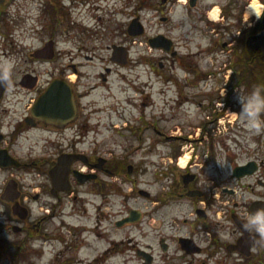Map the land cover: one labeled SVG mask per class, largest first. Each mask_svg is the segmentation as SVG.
Instances as JSON below:
<instances>
[{
  "label": "flooded vegetation",
  "instance_id": "obj_1",
  "mask_svg": "<svg viewBox=\"0 0 264 264\" xmlns=\"http://www.w3.org/2000/svg\"><path fill=\"white\" fill-rule=\"evenodd\" d=\"M250 2L1 0L0 264H129V246L135 247L137 264H264L259 237L243 228L247 216L264 207V135L256 148L241 141L235 151L213 150V146L192 151L186 168L176 173L183 152L174 151L172 172H167L169 192L154 196L152 222L138 209L141 229L135 243L123 231L129 226L125 224L128 198L122 197L124 205L114 212L112 193L123 196V190L104 181V176L113 174L111 159L102 160L100 167L103 156L80 151L92 131L94 104L86 99L109 83L114 68L124 69L114 62V48L138 40L129 36V25L136 18L143 21L146 8L161 23L171 21L174 10L181 9L189 15L194 34L202 38L210 32L205 48L196 52L182 51L181 47L192 45L189 39L155 34L171 41L170 52L158 49L163 56L152 68L164 89L170 90V82L178 81V69L195 76L190 83L212 77L214 72L204 70V61L209 53L220 52L230 58L225 64L229 68L218 72L225 80L226 88L221 89L234 92L241 87L235 69L247 62L250 85H255V62L262 58V50L247 56L245 48L250 36L261 33L264 17L257 21L255 15H246ZM215 9L222 16L217 22L209 16ZM22 25L24 45L17 38ZM100 51L107 54L108 65L102 66L106 57ZM22 58L23 69L17 65ZM134 64L131 59L130 67ZM18 78L19 87L29 96L22 109L16 102ZM32 132L40 133L42 157L17 152ZM63 155H84L86 165L74 161L69 183L58 184L51 172ZM77 172L96 179L80 182ZM149 226L155 243L145 245Z\"/></svg>",
  "mask_w": 264,
  "mask_h": 264
},
{
  "label": "rangeland",
  "instance_id": "obj_2",
  "mask_svg": "<svg viewBox=\"0 0 264 264\" xmlns=\"http://www.w3.org/2000/svg\"><path fill=\"white\" fill-rule=\"evenodd\" d=\"M257 2L261 5L263 3L259 0ZM131 10L130 8V14ZM142 18L146 35L133 45H128L131 59L135 64L124 69L114 68L109 83L106 86L101 84V87H97V91H91L86 99V102L94 104L92 131L91 137L81 143L80 151L92 153V156H103L120 162L121 165L126 164L119 177L104 176L105 182L117 185L123 190V196L115 197L112 193L113 211L121 210L124 205L122 197H127L128 212L132 209L144 211L150 223L154 218V203L141 197L138 192L140 189L151 192L150 199L157 193L169 192L171 182L167 172H172L169 169L173 166L172 161L175 162L173 152L176 149L180 148L183 152L181 159L188 157L191 160L192 151H207L212 146L213 150L235 151L236 143L244 141L256 148L257 140L264 132L260 135H251L241 123L239 116L245 101L240 97H247L257 87L261 88V95L264 96V85L259 78L255 85H250L251 79L247 77L251 68L247 64H240L235 70L245 73V83H241V87L234 92L221 89L226 88L225 80L218 72L229 68L225 67V64H228L230 58L227 52H220L218 55L209 53L204 61V70L214 72L212 77L198 83H190L194 82L195 76L178 69L176 71L178 81L170 82V90L164 89L161 78H156V74L152 72L153 63L157 64L163 54L149 46V38L162 32L178 39H189L193 42L192 45L181 47L182 51L196 52L200 48H205L209 42L210 32L202 38L194 34L189 25V15L181 9L174 10L172 20L168 23H161L147 8ZM17 38L23 45L25 44L24 25L18 27ZM181 44L184 45L183 42ZM99 53L106 57L102 66L108 65L107 54L103 51ZM17 65L24 68L23 58L18 59ZM100 66L101 64L97 62L98 70ZM260 72L264 81V68L257 66L256 75L259 76ZM16 80L17 108L22 109L29 101V96L19 87V78ZM248 83L249 86L245 87ZM226 98H229L228 103L225 101ZM261 119H264V116H261ZM213 122L215 123L211 124ZM205 123H208L207 132L202 129ZM177 137H187L191 142ZM19 144L20 147L17 149L19 155L43 156L40 133L32 132L27 141ZM127 164L134 166L132 174H128ZM176 168L173 173L184 169L179 164ZM3 177L4 175H1L0 178L3 180ZM140 229L139 224H134L123 231H126L129 240L135 243L139 238L137 235ZM146 232L148 235L144 239L145 245L155 243L153 229L149 226ZM134 250L135 247L129 246V264H137Z\"/></svg>",
  "mask_w": 264,
  "mask_h": 264
},
{
  "label": "clouds",
  "instance_id": "obj_3",
  "mask_svg": "<svg viewBox=\"0 0 264 264\" xmlns=\"http://www.w3.org/2000/svg\"><path fill=\"white\" fill-rule=\"evenodd\" d=\"M250 8L254 10L257 21L264 17L262 5L257 0H251ZM4 78L7 79V75ZM240 98L245 101L242 104L239 116L241 123L244 124L251 135H260L264 132V119H261V113H264V96L261 95V88L257 87L247 97L241 96ZM218 163L221 166L226 165L225 162L218 161ZM243 228L250 234L258 236L257 244L264 247V207L258 208L255 213L249 214L246 222L243 223ZM225 238L228 237L225 236ZM257 244H253V246L255 247Z\"/></svg>",
  "mask_w": 264,
  "mask_h": 264
},
{
  "label": "water",
  "instance_id": "obj_4",
  "mask_svg": "<svg viewBox=\"0 0 264 264\" xmlns=\"http://www.w3.org/2000/svg\"><path fill=\"white\" fill-rule=\"evenodd\" d=\"M1 2V0H0ZM129 33L130 35L134 36V37H139L144 33V29L142 27V25L140 24V22L138 20H135L129 29ZM152 47H164L165 49L169 50L168 47V43L169 41L166 40V38L164 37H159V38H154L150 41ZM261 47L263 50V55H264V27L262 30V33L257 36V37H252L248 40V49L250 52H254L256 50H258V48ZM128 52L125 48H115L114 51V62H117L120 65H126L128 62ZM264 60V57H263ZM42 103V99L40 100L39 104L40 105ZM78 158H83V156H75L73 159L72 157H68V156H62L59 159V162L57 164V166L55 167V169L52 171V176L54 178V181L56 183H60V181L58 180V176H63L64 177V182H68V175L70 172V167L72 164V161L74 159H78ZM104 163V162H103ZM102 161H100V167L103 165ZM132 167H129V172H132ZM87 177H91V176H87ZM84 181V180H81ZM141 194L149 196V194L145 193V192H141ZM138 216L136 212H132L131 217L127 220V222H137Z\"/></svg>",
  "mask_w": 264,
  "mask_h": 264
},
{
  "label": "trees",
  "instance_id": "obj_5",
  "mask_svg": "<svg viewBox=\"0 0 264 264\" xmlns=\"http://www.w3.org/2000/svg\"><path fill=\"white\" fill-rule=\"evenodd\" d=\"M258 63L264 68V63L260 60V59H258ZM120 163V162H119ZM118 162H113V163H110L109 164V167L111 168V170H112V172L115 174V175H118V174H120V173H122L123 172V169H124V164L125 163H123L122 165H121V163L119 164ZM126 165V164H125Z\"/></svg>",
  "mask_w": 264,
  "mask_h": 264
},
{
  "label": "bare ground",
  "instance_id": "obj_6",
  "mask_svg": "<svg viewBox=\"0 0 264 264\" xmlns=\"http://www.w3.org/2000/svg\"><path fill=\"white\" fill-rule=\"evenodd\" d=\"M252 14H254V10H252L250 8V6H249L248 7V11H247V15L250 16ZM211 15L215 19V17H217V15H218V11L217 10L212 11ZM187 162H188V157H183L181 159V161H180V163H181L182 166H185L187 164Z\"/></svg>",
  "mask_w": 264,
  "mask_h": 264
}]
</instances>
